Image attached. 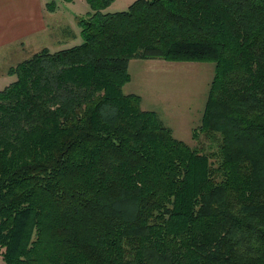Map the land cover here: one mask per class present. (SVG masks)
I'll return each instance as SVG.
<instances>
[{"label":"trees","instance_id":"16d2710c","mask_svg":"<svg viewBox=\"0 0 264 264\" xmlns=\"http://www.w3.org/2000/svg\"><path fill=\"white\" fill-rule=\"evenodd\" d=\"M86 1L0 89L1 260L264 264V0ZM135 58L213 63L195 145L125 93Z\"/></svg>","mask_w":264,"mask_h":264},{"label":"rangeland","instance_id":"374dc122","mask_svg":"<svg viewBox=\"0 0 264 264\" xmlns=\"http://www.w3.org/2000/svg\"><path fill=\"white\" fill-rule=\"evenodd\" d=\"M132 1L133 0H112L105 8V11L115 12L125 10ZM42 2L44 6L43 19L46 23L45 30L43 32L33 33L29 36L17 38L16 41L0 47V89L15 80V75L8 74L7 69L30 58L35 52H38L42 48H47L50 51L68 48L82 41L80 28L75 21V17L83 16L91 10L86 0H42ZM48 2L50 3V8H54L55 10L50 11ZM55 11L56 14L52 15ZM64 28L67 29L65 33ZM149 61L148 64H145L146 70L152 72H166L167 70V72L174 76V79H177L176 83H178L183 90L181 91L183 99L176 106L182 109H184V107L189 108L190 116H188L187 112H184L186 116L184 118L188 117V127L186 123L182 124L178 122L175 127V132L172 131L176 138L190 145H195V142L191 140V128L196 126L200 120L204 101L213 76V63L167 61L163 59H149ZM148 93L149 91L145 93V98L148 97L146 96ZM164 93L169 94L168 91ZM169 95H171V93ZM172 96L176 100L179 98L174 92ZM140 98L142 97L140 96ZM167 98L168 95L162 96V99L165 101ZM168 105L173 107L175 104L168 103ZM158 114L160 115V113ZM170 116L173 119L168 117V120H173L174 122V113ZM163 119L166 120L165 118ZM0 264H5L1 258Z\"/></svg>","mask_w":264,"mask_h":264},{"label":"crops","instance_id":"0c3cea01","mask_svg":"<svg viewBox=\"0 0 264 264\" xmlns=\"http://www.w3.org/2000/svg\"><path fill=\"white\" fill-rule=\"evenodd\" d=\"M42 3V0H0V47L16 41L17 38L29 36L33 33L43 32L45 30L46 23L43 19L44 6ZM54 14H56V11L52 15ZM65 30L67 29L65 28ZM149 62V59L129 60L128 71L130 79L124 84L123 90L125 93L140 95L142 97L141 107L160 113L162 118L166 119H163L165 123L171 127L174 132L178 122L182 124L186 123L188 127V117L184 118L186 117L184 112H187L188 116H190L189 108L184 107V109H182L176 106L183 99V94L181 93L183 90L180 85L176 83L177 79H174V76L167 72V70L166 72H152L146 70L145 64ZM148 91L149 93L146 95L148 97L145 98L144 95ZM165 91H168L171 95L165 94ZM173 92L178 95L179 101L172 96ZM164 95H168L166 101L162 99ZM168 103H174L175 105L171 107ZM173 113L175 117L174 122L173 120H168V117H171L170 115H173Z\"/></svg>","mask_w":264,"mask_h":264}]
</instances>
